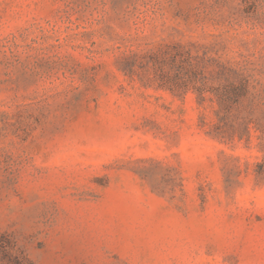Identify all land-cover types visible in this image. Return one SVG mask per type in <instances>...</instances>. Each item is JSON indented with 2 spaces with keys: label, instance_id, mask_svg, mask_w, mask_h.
Segmentation results:
<instances>
[{
  "label": "rangeland",
  "instance_id": "obj_1",
  "mask_svg": "<svg viewBox=\"0 0 264 264\" xmlns=\"http://www.w3.org/2000/svg\"><path fill=\"white\" fill-rule=\"evenodd\" d=\"M178 40L231 108L120 68ZM262 170L264 0H0V264H264Z\"/></svg>",
  "mask_w": 264,
  "mask_h": 264
},
{
  "label": "trees",
  "instance_id": "obj_2",
  "mask_svg": "<svg viewBox=\"0 0 264 264\" xmlns=\"http://www.w3.org/2000/svg\"><path fill=\"white\" fill-rule=\"evenodd\" d=\"M192 46L196 44L183 43L181 40L166 43L157 50L145 53L144 64H151L147 70L138 71L137 59L130 55L120 60V68L127 75L137 74L149 85L169 89L175 94L183 95L192 89L197 94L199 104H204L207 98L214 100L216 97L221 107L231 108L245 94L247 79L211 54L210 49L205 48L200 54L194 53ZM216 81H220L217 88L214 85ZM207 92L215 97H208Z\"/></svg>",
  "mask_w": 264,
  "mask_h": 264
}]
</instances>
